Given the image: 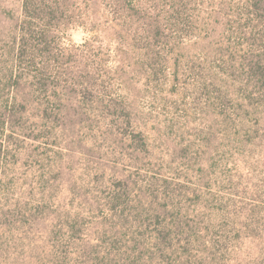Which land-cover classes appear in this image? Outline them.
<instances>
[{
    "label": "rangeland",
    "instance_id": "obj_1",
    "mask_svg": "<svg viewBox=\"0 0 264 264\" xmlns=\"http://www.w3.org/2000/svg\"><path fill=\"white\" fill-rule=\"evenodd\" d=\"M230 3L80 6L82 22L62 35L79 58L55 100L11 80L24 0H0V240L42 246L48 216L49 226H88L93 200L129 177L142 205L181 212L210 264H264L263 92L242 61L252 28ZM38 58L17 75L44 72ZM12 102L28 119L23 133L5 124ZM49 115L62 124L43 133ZM134 124L144 154L132 153Z\"/></svg>",
    "mask_w": 264,
    "mask_h": 264
},
{
    "label": "trees",
    "instance_id": "obj_2",
    "mask_svg": "<svg viewBox=\"0 0 264 264\" xmlns=\"http://www.w3.org/2000/svg\"><path fill=\"white\" fill-rule=\"evenodd\" d=\"M104 1L24 0L23 20L19 23L16 39L15 73L11 80H31L30 85L37 86L34 92L39 96L51 93L50 99L65 100L69 88L67 72L74 59L79 58L73 54L79 50L62 44L63 29L82 22V15H76L81 10L80 6L88 3V6L93 4L96 7ZM123 1L128 6L135 3V0L131 4ZM230 5L240 12L237 16L241 20L246 18L248 27L252 28L250 34L245 33L248 50L242 61L251 81L262 89L264 104V0H233ZM236 51L232 52L234 60ZM36 54L44 72L30 79L22 78L23 74L17 75L26 69L27 59H34ZM92 71L88 69L89 73ZM17 108L12 102L5 124L18 127L23 133L28 119ZM60 124V117L49 115L42 119L40 131L47 133L49 128L55 129ZM133 127L132 134L140 138L135 140L138 143L132 153L144 154L142 149L147 146V151L148 145L143 129L137 124ZM109 190L107 197L93 200L96 208L90 205V210L95 208L97 212L92 216L89 213L91 222L88 226H73L68 222L61 228L49 226L48 216L43 219V223L48 224L43 227L42 246H15L0 240V264H210V257L206 255L208 246L198 247L199 240L192 227H189V233L177 209L170 208L175 211L170 214L167 207L156 208L155 202L149 206L142 205L145 190L129 177L127 180L119 179L110 185ZM148 197L151 200V196ZM50 207L49 202L47 210ZM13 256L19 259L12 260Z\"/></svg>",
    "mask_w": 264,
    "mask_h": 264
}]
</instances>
